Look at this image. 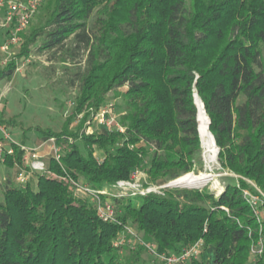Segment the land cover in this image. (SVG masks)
Here are the masks:
<instances>
[{"label": "trees", "instance_id": "1", "mask_svg": "<svg viewBox=\"0 0 264 264\" xmlns=\"http://www.w3.org/2000/svg\"><path fill=\"white\" fill-rule=\"evenodd\" d=\"M34 14L0 77L32 46L83 59L68 77L77 83L70 113L59 129L42 130L58 159L32 174L34 187L0 179V264H152L196 243L212 248L211 259L174 264H264V219L254 212L264 209V0H41ZM11 26L0 29V43ZM110 91L123 131L86 133ZM195 94L230 173L219 177L221 189L116 193L113 184L137 174L147 187L203 168ZM0 122L15 119L1 111ZM12 146L2 163L24 166V151ZM77 183L107 193H81ZM107 200L116 211L105 220L98 204ZM126 226L138 241L126 239Z\"/></svg>", "mask_w": 264, "mask_h": 264}, {"label": "rangeland", "instance_id": "2", "mask_svg": "<svg viewBox=\"0 0 264 264\" xmlns=\"http://www.w3.org/2000/svg\"><path fill=\"white\" fill-rule=\"evenodd\" d=\"M36 15L37 14H34L32 16L24 28V31H26L30 27L31 23L35 21ZM39 41L40 40L38 38L36 43ZM19 46L20 41L18 47ZM34 48L35 47L32 46V50L28 56H23L25 61L21 70L13 72L11 75H4L3 77H0V92L5 91L4 96L0 100V112L2 111L3 115L7 119H15V124L7 125L6 129L10 133L13 140L19 141L23 139L25 143L24 145L27 147L36 146L45 137L42 132L43 129H59L68 113H70L74 102V96L77 91V83L70 84L68 82V77H71V73L76 69L77 59H83L82 53V55H77L75 60L67 58L66 61H64L58 53L51 54L52 52L47 50L44 52H37ZM114 93V91H110L107 96L109 97L110 102L117 104L119 103V98L115 97ZM74 125L75 121L70 124L71 127H74ZM98 126L99 125H96V123L93 122L87 129V133H91L96 130L101 131ZM101 129L105 130L103 128ZM209 134L211 136L210 132ZM200 141L203 168L197 171L192 170L188 173H207L209 177L206 184L210 189L217 193L221 189L219 177L230 173L219 166L217 151L213 160L208 159L207 153L203 147L201 135ZM44 145L49 146L48 153H41L44 156L45 161H47L48 157L52 155L53 152L50 147V142H45ZM18 170V165L7 167L1 162L0 179L7 175H9L12 179H15ZM28 179L34 187L35 176L31 174L28 176ZM138 180L139 177H135L127 181L134 183V185L137 184L138 188H141V182H138ZM256 189L263 194L258 187H256ZM123 191L124 192H119V194L128 193L126 189ZM79 192L83 193L82 191ZM107 202L109 201L107 200ZM111 206L112 215H115L116 207L113 204H111ZM259 217L264 219V209L260 210ZM126 227L127 228L124 232V234H126V239H129L132 242L134 240L138 241V237L140 235H137L131 227ZM128 229L131 233H127ZM261 245V239H259L256 243L251 245V251L255 254L260 253ZM257 246L260 248L256 249ZM198 248V257L201 256L203 258L211 259V256L213 255L211 247L203 250L199 245ZM156 256V260L151 261L152 264L165 262L160 256ZM152 257H154V255ZM247 264H250V261Z\"/></svg>", "mask_w": 264, "mask_h": 264}, {"label": "built area", "instance_id": "3", "mask_svg": "<svg viewBox=\"0 0 264 264\" xmlns=\"http://www.w3.org/2000/svg\"><path fill=\"white\" fill-rule=\"evenodd\" d=\"M41 0H0V29H8L12 24L9 32L5 36V38L0 43V52L2 57L0 59L1 64H5L14 56V51L12 49L13 46H17L19 44V36L18 33L23 30L28 24L29 20L32 18L33 14L37 10V7ZM25 58L21 57L17 59L16 65L14 68V72L21 70L24 65ZM5 91L0 92V100L4 96ZM81 114H79V117ZM95 122L96 125H99L98 128H103L107 132L112 128H115L119 131H123V127L117 121L116 116L113 110V103L108 102L102 106H100L95 112L91 114V117L88 118L84 127L85 132L87 133V129L91 126V124ZM6 142V144H5ZM45 142H50V147L52 148V155H50L45 161L44 156L40 153L39 148L41 145H44ZM12 143L19 146L23 151V165L18 166L19 170L16 173L15 179L20 182H24L28 179V176L33 174L34 172L44 171L47 168L48 160L50 157H54L58 159L60 148L55 143V138L52 136H48L43 138L36 146L27 147L24 144L13 140L10 136V133L7 131L6 126H4L0 122V162L4 160V153L12 155L14 153V148ZM138 177V174L136 175ZM167 183L163 184H154L148 185L147 187L138 188V185L127 180H119L115 184H113V188L116 193L124 192L126 189L131 194L136 192L145 194L149 191H158L162 186L167 185ZM76 188L82 192H88L93 196H96L99 193H107V190L102 189L100 191L91 189L84 183H77ZM125 191V192H126ZM244 194L250 197V201L253 205L257 202V196L249 195L247 191H244ZM111 202H100L98 204V213L100 217L103 219H113L111 212ZM254 212L259 214V211L254 208ZM127 233H131L128 229ZM123 239L121 238L120 241ZM152 249H155V245L149 244ZM199 254L198 243L184 248L180 254L175 255H159L167 264H174L179 260H186L190 256H197Z\"/></svg>", "mask_w": 264, "mask_h": 264}, {"label": "bare ground", "instance_id": "4", "mask_svg": "<svg viewBox=\"0 0 264 264\" xmlns=\"http://www.w3.org/2000/svg\"><path fill=\"white\" fill-rule=\"evenodd\" d=\"M197 102L199 104V99L197 98ZM197 113V120H198V129L203 141V147L205 152L207 153L208 159L213 160L216 155V145L212 144V137L209 134V130L207 127V117L205 112L199 105ZM206 160V159H205ZM213 163V162H212ZM208 164V163H207ZM209 175L207 173H200V174H193L187 173L179 179V182H185L190 184H197L198 187L202 186L204 183L207 182Z\"/></svg>", "mask_w": 264, "mask_h": 264}, {"label": "water", "instance_id": "5", "mask_svg": "<svg viewBox=\"0 0 264 264\" xmlns=\"http://www.w3.org/2000/svg\"><path fill=\"white\" fill-rule=\"evenodd\" d=\"M197 96H196V94H195V103H196V105H197V108H199V105H200V107L202 108V110L204 111V105H203V103H202V101H200L199 102V104H198V102H197ZM199 99V98H198ZM199 110V109H198ZM205 112V111H204ZM208 126V125H207ZM198 131H199V129H198ZM199 135H200V132H199ZM211 137H212V144H214L215 145V142H214V139H213V136H212V134H211ZM216 151L218 152V149L216 148ZM184 176V175H183ZM182 176H180V177H178V178H176V179H173V180H171V181H169L168 182V184L167 185H171V186H186V187H195V188H199L198 187V185L196 184H190V183H185V182H179V179L181 178Z\"/></svg>", "mask_w": 264, "mask_h": 264}, {"label": "crops", "instance_id": "6", "mask_svg": "<svg viewBox=\"0 0 264 264\" xmlns=\"http://www.w3.org/2000/svg\"><path fill=\"white\" fill-rule=\"evenodd\" d=\"M49 146L42 145L40 146V153H48Z\"/></svg>", "mask_w": 264, "mask_h": 264}]
</instances>
